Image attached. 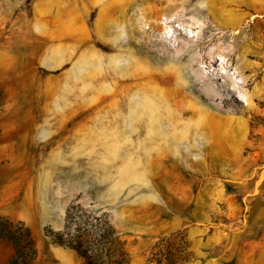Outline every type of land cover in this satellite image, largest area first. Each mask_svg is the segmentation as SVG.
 Masks as SVG:
<instances>
[{
  "label": "rangeland",
  "instance_id": "obj_1",
  "mask_svg": "<svg viewBox=\"0 0 264 264\" xmlns=\"http://www.w3.org/2000/svg\"><path fill=\"white\" fill-rule=\"evenodd\" d=\"M132 1L0 0V232L85 264L52 237L79 203L130 264H264V0Z\"/></svg>",
  "mask_w": 264,
  "mask_h": 264
},
{
  "label": "trees",
  "instance_id": "obj_2",
  "mask_svg": "<svg viewBox=\"0 0 264 264\" xmlns=\"http://www.w3.org/2000/svg\"><path fill=\"white\" fill-rule=\"evenodd\" d=\"M0 233L10 236L14 243L15 251L8 264H30L36 257L35 242L27 226L15 229L9 227ZM52 237L58 244L75 250L85 264H130L129 252L122 239V233L109 218L102 217L79 203H71L67 207L64 225L58 230H53ZM173 238L174 236H168L162 239L163 242L158 246L159 250L170 248ZM161 259L175 263L178 260H187L188 255L174 256L168 249L163 256L160 254L157 258L158 261H162Z\"/></svg>",
  "mask_w": 264,
  "mask_h": 264
},
{
  "label": "bare ground",
  "instance_id": "obj_3",
  "mask_svg": "<svg viewBox=\"0 0 264 264\" xmlns=\"http://www.w3.org/2000/svg\"><path fill=\"white\" fill-rule=\"evenodd\" d=\"M146 1H151V0H133L130 4H134V5H136V4H141V6L140 5H138V7H135L136 8V10H138V9H141V10H145L146 8H148V7H150V8H152V10H150L148 13H150V14H155V13H158V11L162 8L161 6H158V4H161L164 0H152L153 2L151 3V4H143L144 2H146ZM124 4L125 3H121V4H118V7H122V6H124ZM130 4H128V5H130ZM249 9H253L250 5H246ZM114 7V6H113ZM115 7H117V6H115ZM134 7V6H133ZM147 13V12H146ZM245 13H248V11H244V14ZM253 14V13H252ZM257 13H254L253 15L255 16ZM260 15V14H259ZM222 16V15H221ZM255 19V18H254ZM221 21H218L217 23H218V25H219V27H226V26H228V24H227V22H224V21H222V19H220ZM116 21H118L117 19H116ZM132 22V21H131ZM240 23V22H239ZM134 25H132V27L129 29V31L131 32H133V33H135L136 31H135V27H133ZM248 26V25H247ZM250 26V25H249ZM99 27H98V23H97V20H96V22L94 23V31H93V41L95 42V43H97V42H99L100 40H101V35L99 36V33H98V31H99V29H98ZM107 28L109 29V27L108 26H105L104 27V29L105 30H107ZM130 32H128V37L130 36ZM251 36L250 37H253V36H256L254 33H253V31H251ZM238 37V36H237ZM249 36H247L246 37V39H249L250 38ZM99 38H100V40H99ZM95 54L97 55V53H96V51H95ZM131 65H135V64H133V63H131ZM121 67V69L122 68H124V66H120ZM123 74L125 73L126 74V69H124L123 71ZM131 74H135L136 76H138V77H140V75H139V72L138 71H133V72H131ZM130 83H124V86L126 87V86H131V85H129ZM132 87H135V88H138V89H143V86H138V85H132ZM150 96H153V94L151 93V95ZM134 104L133 103H131V101L130 100H128V102H127V110L130 112L131 110H132V106H133ZM134 107V106H133Z\"/></svg>",
  "mask_w": 264,
  "mask_h": 264
}]
</instances>
